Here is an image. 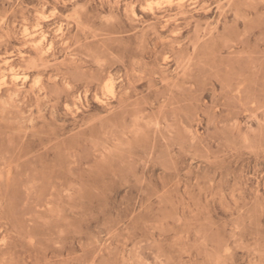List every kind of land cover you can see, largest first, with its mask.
<instances>
[{
  "label": "rangeland",
  "instance_id": "rangeland-1",
  "mask_svg": "<svg viewBox=\"0 0 264 264\" xmlns=\"http://www.w3.org/2000/svg\"><path fill=\"white\" fill-rule=\"evenodd\" d=\"M0 264H264V0H0Z\"/></svg>",
  "mask_w": 264,
  "mask_h": 264
}]
</instances>
